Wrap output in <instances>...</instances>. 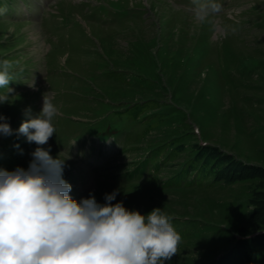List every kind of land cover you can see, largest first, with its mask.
<instances>
[{"label": "rangeland", "instance_id": "1", "mask_svg": "<svg viewBox=\"0 0 264 264\" xmlns=\"http://www.w3.org/2000/svg\"><path fill=\"white\" fill-rule=\"evenodd\" d=\"M215 2L221 11L200 23L195 0H0V61L13 62L14 90L0 104L13 129L0 135V169L28 168L38 145L15 130L49 92L59 111L42 147L67 158L72 198L103 204L118 190L113 204L181 218L178 252L164 264H198L233 235L262 233L264 0ZM206 142L237 168L202 187L162 186ZM161 151L158 174L130 179ZM170 151L180 154L169 160ZM253 264H264V246Z\"/></svg>", "mask_w": 264, "mask_h": 264}, {"label": "clouds", "instance_id": "2", "mask_svg": "<svg viewBox=\"0 0 264 264\" xmlns=\"http://www.w3.org/2000/svg\"><path fill=\"white\" fill-rule=\"evenodd\" d=\"M194 19L205 22L221 11L215 0H195ZM13 62L0 61V104L9 103ZM29 87L35 89L34 80ZM49 92L41 111L22 122L15 134L38 145L27 169H0V264H164L177 254L181 236L172 217L154 208L148 214L113 204L117 191L98 203L93 194L79 202L64 177L65 159L53 157L49 139L58 115ZM13 129L0 115V135ZM17 147H19L17 145Z\"/></svg>", "mask_w": 264, "mask_h": 264}, {"label": "trees", "instance_id": "3", "mask_svg": "<svg viewBox=\"0 0 264 264\" xmlns=\"http://www.w3.org/2000/svg\"><path fill=\"white\" fill-rule=\"evenodd\" d=\"M2 90L0 89V93ZM161 146L154 148L153 151L158 150ZM176 150V149H175ZM162 151L156 153V157H146L143 161H138L137 164L129 171L128 175L130 179H137L136 176H140L139 179L146 178L148 172H152V175L158 174L159 170L165 166L162 162L160 156ZM170 159L175 160L180 153L177 151L169 152ZM237 161L230 153L223 151L218 145L213 143H204L196 145V148H193V153L190 154L184 161L180 162L179 169L167 180L164 181L162 186L168 187H193V186H205L209 185L213 180L222 179V174L226 168H237ZM246 168L241 167V170ZM237 171V170H236ZM246 173V174H245ZM243 172L242 174H237L235 176H253L258 175L255 171ZM230 182L233 181L232 178H227ZM226 178H224V181ZM264 214V211L261 214ZM256 215L253 217V220L258 221ZM264 221V217H263ZM173 227L176 229L177 226L182 224L181 218L172 219ZM183 228L180 233L185 236H189V233H186ZM251 233L242 234V235H233L231 239V244L228 248L218 252L220 255L210 257L207 260H204L198 264H253L257 254L261 248L264 246V231L259 234L250 236Z\"/></svg>", "mask_w": 264, "mask_h": 264}]
</instances>
